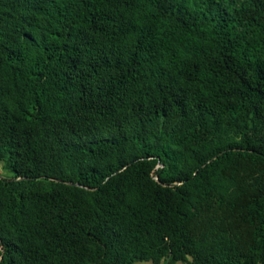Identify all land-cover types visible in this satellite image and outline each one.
Segmentation results:
<instances>
[{
    "label": "trees",
    "instance_id": "obj_1",
    "mask_svg": "<svg viewBox=\"0 0 264 264\" xmlns=\"http://www.w3.org/2000/svg\"><path fill=\"white\" fill-rule=\"evenodd\" d=\"M0 264H264V0H0Z\"/></svg>",
    "mask_w": 264,
    "mask_h": 264
},
{
    "label": "rangeland",
    "instance_id": "obj_2",
    "mask_svg": "<svg viewBox=\"0 0 264 264\" xmlns=\"http://www.w3.org/2000/svg\"><path fill=\"white\" fill-rule=\"evenodd\" d=\"M0 174L2 175L8 174V172L2 167L1 163H0ZM138 264H150V262L141 261V262H138ZM178 264H185V263L179 262Z\"/></svg>",
    "mask_w": 264,
    "mask_h": 264
}]
</instances>
